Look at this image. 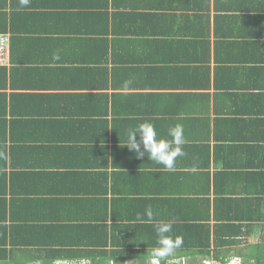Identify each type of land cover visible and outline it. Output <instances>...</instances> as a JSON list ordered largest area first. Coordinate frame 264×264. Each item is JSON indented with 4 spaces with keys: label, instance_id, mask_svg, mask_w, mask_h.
<instances>
[{
    "label": "crops",
    "instance_id": "1",
    "mask_svg": "<svg viewBox=\"0 0 264 264\" xmlns=\"http://www.w3.org/2000/svg\"><path fill=\"white\" fill-rule=\"evenodd\" d=\"M0 34V264L127 225L264 241V0H0Z\"/></svg>",
    "mask_w": 264,
    "mask_h": 264
},
{
    "label": "trees",
    "instance_id": "2",
    "mask_svg": "<svg viewBox=\"0 0 264 264\" xmlns=\"http://www.w3.org/2000/svg\"><path fill=\"white\" fill-rule=\"evenodd\" d=\"M140 226L127 225L120 236L121 239L117 241V245L108 250L106 248L110 245L112 246L116 240L113 239L112 243L108 242L105 239L106 236L102 237L103 234H101L99 236L101 238H98V242H96L100 249L92 251L91 254L93 255H86V249H75L77 254H63L62 252L67 251V249H59L57 250V255L54 254L56 256L53 255L52 258L58 256L62 258L82 259L88 256L90 260L89 264H148L147 261L154 258L158 259L157 264H170V262L180 258H190L194 264H203V260L205 259L225 261L233 257V254H237V257L241 258L243 264H264L263 239L254 245L250 244L247 251L237 253H230L228 251L224 253L217 248L224 244H233L236 242V239L232 237L225 239L221 235L220 237H215L216 234L214 233H216V230L201 221L181 225L185 228L181 226L175 227L172 224H165V226L159 227L157 225L153 227L152 225L147 227L144 225ZM139 227L140 239L138 241L141 243L138 242L139 245H135L133 235L137 234L136 228L139 229ZM190 227H192L191 229L194 228V231H190ZM238 228L235 225V228L230 232L236 234L237 231L234 230Z\"/></svg>",
    "mask_w": 264,
    "mask_h": 264
},
{
    "label": "built area",
    "instance_id": "3",
    "mask_svg": "<svg viewBox=\"0 0 264 264\" xmlns=\"http://www.w3.org/2000/svg\"><path fill=\"white\" fill-rule=\"evenodd\" d=\"M8 45L9 38L7 34H0V65L4 64L8 56ZM154 264H157V261L154 259ZM204 264H243L240 257H230L225 261L215 260V259H205L203 260Z\"/></svg>",
    "mask_w": 264,
    "mask_h": 264
},
{
    "label": "rangeland",
    "instance_id": "4",
    "mask_svg": "<svg viewBox=\"0 0 264 264\" xmlns=\"http://www.w3.org/2000/svg\"><path fill=\"white\" fill-rule=\"evenodd\" d=\"M198 261L201 263L199 259ZM170 264H194V263L191 262L190 258H180L170 262Z\"/></svg>",
    "mask_w": 264,
    "mask_h": 264
},
{
    "label": "clouds",
    "instance_id": "5",
    "mask_svg": "<svg viewBox=\"0 0 264 264\" xmlns=\"http://www.w3.org/2000/svg\"><path fill=\"white\" fill-rule=\"evenodd\" d=\"M155 259V261H157V263H158V259L157 258H154ZM154 259H150V264H154V263H156V262H154ZM204 264V263H203Z\"/></svg>",
    "mask_w": 264,
    "mask_h": 264
}]
</instances>
